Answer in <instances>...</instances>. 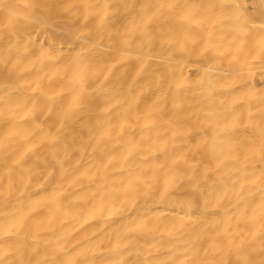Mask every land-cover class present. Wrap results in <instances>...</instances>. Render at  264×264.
Here are the masks:
<instances>
[{
	"label": "bare ground",
	"instance_id": "obj_1",
	"mask_svg": "<svg viewBox=\"0 0 264 264\" xmlns=\"http://www.w3.org/2000/svg\"><path fill=\"white\" fill-rule=\"evenodd\" d=\"M0 264H264V0H0Z\"/></svg>",
	"mask_w": 264,
	"mask_h": 264
}]
</instances>
